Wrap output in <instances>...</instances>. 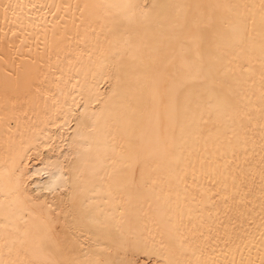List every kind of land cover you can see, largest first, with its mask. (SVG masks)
<instances>
[{
  "label": "snow or ice",
  "instance_id": "1",
  "mask_svg": "<svg viewBox=\"0 0 264 264\" xmlns=\"http://www.w3.org/2000/svg\"><path fill=\"white\" fill-rule=\"evenodd\" d=\"M0 7L6 23L9 12L19 20L20 5L7 3ZM108 7L121 9L130 24L144 27L158 24L163 17L170 31L166 47L153 49L155 57L139 65L126 60L116 44L110 42L108 49L99 54V63L107 73H93L95 84L89 99L81 96L77 102L72 96V103L83 107L85 113L95 98L103 113L107 104L100 87H105L106 92L111 89L107 100L127 90L135 94L156 122L154 146L134 147L122 156L128 160L127 174L116 189H109L107 196L118 198L121 193L133 190L139 194L151 180L154 185H161V193L167 189L166 199L174 195L178 207L181 202L202 205L205 200L214 202L217 197L226 206L229 199L244 205L252 192L250 185L258 176L259 206L264 214V0L259 5L153 2ZM85 55L94 63L93 53L86 46L81 50L79 44L69 45L64 59L72 65L80 63ZM64 77V68L59 64L54 67L43 57L33 59L24 66L26 90L21 106L59 109L71 95L65 92V86L72 76L67 80ZM101 80L105 81L104 85H100ZM257 91L258 103L252 105L249 97ZM209 143L223 162L218 160L215 166L205 168L199 147L203 144L207 148ZM178 148L188 150L187 159L177 155ZM257 149L258 167L254 163ZM194 161L199 163V169ZM229 178L231 195L227 192ZM59 188L53 184L47 189L54 199L52 203L45 202L48 209L45 237L39 252L29 255L21 249L17 257L23 255L24 259L0 258V264H141V254L159 257L156 264H264V232H261L257 259L251 257L249 250V257L242 256L239 261L235 257L205 260L200 257L220 237H213L211 227L203 230L205 221L201 213L191 207L186 214L187 222L185 213L181 212L176 226V231L183 228L191 233V246L181 243L177 249L171 238L168 243L164 239L157 243L151 234L145 236L143 232L114 228L111 221L115 220L116 225L122 223L123 212L120 219H101L94 214L87 197L72 189L63 190L61 196ZM15 242L10 234H5V248ZM189 252L196 258H191Z\"/></svg>",
  "mask_w": 264,
  "mask_h": 264
},
{
  "label": "bare ground",
  "instance_id": "2",
  "mask_svg": "<svg viewBox=\"0 0 264 264\" xmlns=\"http://www.w3.org/2000/svg\"><path fill=\"white\" fill-rule=\"evenodd\" d=\"M153 2L259 5L260 0H0V5L21 6L17 9L19 20L9 12L8 23L0 7V258L24 259L23 255L17 257L21 249L29 255L39 252L45 237L48 211L45 202L52 203L54 199L47 189L53 184L60 186L58 194L61 196L63 190L72 189L87 197L94 214L101 219H120L123 212L122 223L116 225L115 220L111 221L114 228L143 232L145 236L151 234L157 243L161 239L168 243L171 238L170 242L177 249L181 243L191 246V233L183 228L176 231L179 214L185 213L186 223L191 207L201 213L205 221L203 230L211 227L213 237H220L201 259L223 261L235 257L239 261L242 256L249 257V250L253 259L258 258L257 249L261 232H264L258 176L250 185L252 192L244 205L229 199L226 206L217 197L214 202L205 200L202 205L181 202L178 207L176 197L166 199L167 189L161 193V185H154L151 180L139 194L133 190L121 193L118 198L107 196L109 189H116L127 174L128 160L122 156L134 147L154 146L156 122L135 94L127 90L107 100L111 89L106 92L105 87H100L107 104L103 113L99 111L102 105H97L95 98L85 113L83 107L72 103V96L77 102L81 96L89 99L95 84L93 73H107L99 63V54L108 49L110 42L116 44L126 60L137 65L150 62L156 55L153 49L166 47L170 25L165 18L144 27L130 24L121 9L108 7ZM77 44L81 50L86 46L93 53L94 63L85 55L80 63L68 65L64 52L69 45ZM39 57L54 67L57 64L63 67L65 80L72 76L65 86V92L71 95L59 109L21 106L26 90L24 66ZM104 84L101 80L100 85ZM258 95L257 91L255 96L249 97L252 105L258 103ZM258 151L254 157L257 167ZM177 155L187 159L188 150L178 148ZM199 156L205 160V168L215 166L218 160L223 162L211 143L207 148L200 145ZM196 167H200L198 162ZM226 183L231 195V178ZM116 208L120 211H113ZM5 234L16 241L9 248L4 247ZM188 255L191 257V252ZM158 259L141 254V264L146 261L156 264Z\"/></svg>",
  "mask_w": 264,
  "mask_h": 264
}]
</instances>
